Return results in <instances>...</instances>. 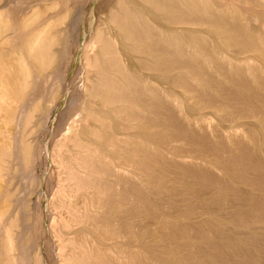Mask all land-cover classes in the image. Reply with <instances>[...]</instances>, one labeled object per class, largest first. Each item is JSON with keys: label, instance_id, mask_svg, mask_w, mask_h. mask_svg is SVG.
I'll return each mask as SVG.
<instances>
[{"label": "bare ground", "instance_id": "1", "mask_svg": "<svg viewBox=\"0 0 264 264\" xmlns=\"http://www.w3.org/2000/svg\"><path fill=\"white\" fill-rule=\"evenodd\" d=\"M11 1L0 264H264V0Z\"/></svg>", "mask_w": 264, "mask_h": 264}, {"label": "rangeland", "instance_id": "2", "mask_svg": "<svg viewBox=\"0 0 264 264\" xmlns=\"http://www.w3.org/2000/svg\"><path fill=\"white\" fill-rule=\"evenodd\" d=\"M45 1H46V3H50V2H51V4H54V2L57 1L59 4H57V3H55V4H57L58 6L62 3L61 0H12L11 2H12V3H15V2H16V3H19V2H20V4L23 5V6L25 5V6H29V8H30V7H31V8H32V7H33V8H34V7L36 8V7H39L41 4L45 3ZM48 1H49V2H48ZM53 1H54V2H53ZM62 1H63V0H62ZM72 1H73L72 3H74V4H75V2H76V3H79V0H72ZM28 4H29V5H28ZM46 5H47V4H46ZM75 50L77 51V46L75 47ZM81 50H82V48H80V51H81ZM80 51H78V52L80 53ZM81 55H82V53H81ZM70 71H71V73L74 72V65L71 67V70H70ZM263 87H264V84H263ZM263 87L260 86V92L262 93V94H261V98H264V96H263V95H264V88H263ZM262 88H263V89H262ZM261 89H262V90H261ZM262 96H263V97H262ZM261 98H260V99H261ZM263 100H264V99H261V100H260V101L263 102V103L259 102V104H260V105H259V106H260L259 110H258V107H259V106L257 105V107L255 106V107L257 108V111H256V108H255V107H254L255 109L253 108L251 111H254V110H255L257 113L259 112L258 114H260V112H263V111H264V101H263ZM192 103L194 104V102H192ZM200 104H201V103H200ZM253 104H255V103H253ZM261 104H262L263 106H261ZM64 108H65V107H60V109H58L57 111L54 112L53 116H54V115H57L58 112H59V114H60V113L63 111ZM261 108H262V109H261ZM260 110H262V111H260ZM251 111H250V112H251ZM255 111H254V112H255ZM236 112H237V111H236ZM236 112H235V114H236ZM250 112H248V113H250ZM254 112H251V114L253 113V115H254ZM241 113H242V112H241ZM245 113H246V115L248 114L247 112H245ZM257 113H256V114H257ZM263 113H264V112H263ZM263 113H262V114H263ZM227 114H228V113H227ZM232 114H234V112L231 113V114H230V113L228 114V115H231V116H228V115H226L225 113L222 114V115L227 116V117H226V121H227V122L225 121L227 124L230 123L231 121L234 122V121L237 119V117L240 118V117L238 116V115H240V116H242L241 118L244 119V120L241 121V118H240V121H241L242 123H244L245 125L247 124V125H246L247 127H248V125H249V127H250L251 124H254V125H252V127L257 125L256 128L258 127V125H260L262 128H263V126H264V124H263L264 121L262 122V121L260 120V119L264 120V119H263L264 116L261 117L262 114H260L261 116H260V115L258 116V114L256 115V116H257L256 118L258 119V122H257V119H255V117H254L255 115L252 116V115L248 114V115H250V117H245V116H243L244 113L240 114V112H239V113L236 115V118H232ZM235 114L233 115V117H235ZM68 115H69V114H66L65 116L67 117ZM222 115H220L219 118H220L221 120L223 119L222 121H224V120H225V119H224L225 116L222 117ZM263 115H264V114H263ZM228 117H230V120H228V119H229ZM251 117H252L253 119H252ZM260 117H261V118H260ZM231 118H232V119H231ZM245 118H246V121H245ZM259 118H260V119H259ZM220 119L218 120V118H216V120H215V125H216V126L219 124V125H220L219 127H221V125L224 123V122H222V123L220 122L221 124H220V123H217V120H218V122L221 121ZM233 119H235V120L233 121ZM249 119H250V120H249ZM238 120H239V119H238ZM229 121H230V122H229ZM243 121H244V122H243ZM248 121H249V122H248ZM260 121H261V122H260ZM236 122H237V121H236ZM238 122H239V121H238ZM245 122H248V123H245ZM251 122H252V123H251ZM255 122H257V123H255ZM216 123H217V124H216ZM226 123H225V124H226ZM258 123H260V124H258ZM225 124H223V125H225ZM261 124H263V125H261ZM217 127H218V126H217ZM9 128L11 129V127H9ZM250 128H251V127H250ZM250 128H248V129H250ZM256 128H255V129H256ZM262 128H261V132H260V127L257 128V129H259V130H257L256 132H257V134H259V137L256 135V136H257L256 139H255V137H253V135L255 136V133H256V132H255V129H254V127H253V128H251V129H252V131H253L254 133L252 132V133H253L252 135H251V133H249V135H247V133H246L247 137H246L245 139H243V140H246L247 138H250V139H247L248 142H249L248 144H249V146H250L251 141H252V143H253V140H254V139L257 140V138H263V137H264V130H262ZM253 129H254V130H253ZM263 129H264V128H263ZM54 131H55V127L52 128L51 136H52V134H53ZM248 131H249V130H248ZM258 131H259V132H258ZM262 131H263V132H262ZM260 134H261V135H260ZM249 136H252V137H249ZM51 138H52V137H51ZM51 138H50V139H51ZM253 138H254V139H253ZM50 139H49V140H50ZM263 139H264V138H263ZM263 139H258V142L260 141L259 143L256 142V141H254V142L258 143V144H262L261 146H259L258 144H255L254 146H252L254 143H253V144L251 143V147H249L248 144H246V141H247V140H246V141H244V142H241L242 145H241L240 148H243L242 146H244V144H246V146H247L248 148H246V147L244 146L245 149H248V150L250 151L251 149H249V148H252L251 151H252V152H253V151L255 152V150L257 151V145L259 146L260 149H261V147L263 146L262 149H261L262 151H261L259 148H258L259 151H257L258 153L261 151L260 153H261V155H262V152L264 151V150H263V149H264V140H263ZM49 140H47V141L45 142V145H46V146L49 145ZM250 140H251V141H250ZM261 140H262V143H261ZM173 142H174V140L172 141V143H173ZM177 142H179V141H175L174 143H177ZM179 143H180V142H179ZM180 144H181V143H180ZM176 145L179 146L178 143L174 145L175 147H178V146H176ZM181 145H182V144H181ZM181 145H180V146H181ZM226 146H227V145H226ZM239 146H240V145H239ZM239 146H238V149H239ZM254 147H256L255 150L253 149ZM198 148H199V149H198ZM201 148H202L201 151H203V147H202L201 145H200V147H199L198 144H197V147H195V149H198L199 151H200ZM223 149H224V148H222V153H221V155H223V156H220V158L224 157L225 155H227V156H225V158H227L228 155H231V157L229 156V158H232L233 155L228 153V152L230 151V150L228 149V147L225 148V149H228V150H225V149H224L225 151H223ZM251 151H250V152H251ZM224 152H226L227 154H225ZM200 153H201V152H200ZM223 153H224V154H223ZM260 153H259V154H260ZM259 154H258V156H259ZM263 154H264V152H263ZM201 155H202V154H201ZM261 155H260V156H261ZM260 156H259V157H260ZM255 157H256V156H255ZM255 157H254V158H255ZM259 157H258V158H259ZM261 157H264V155L261 156ZM185 158H186V157H185ZM189 158H190V157H189ZM189 158L187 157V159H189ZM211 158H212V157H211ZM229 158H227V159H229ZM234 158H235V157L233 156V158H232V159H229V161H230V160L232 161ZM258 158L256 157V160H257ZM190 159H191V158H190ZM212 159H213V158H212ZM212 159H209V161L212 160ZM222 159H223V158H222ZM182 160H183V159H182ZM191 160H192V159H191ZM252 160H253V159H252ZM258 160L260 161L261 159H258ZM258 160H257L256 162L253 160V161H252L253 163H252L251 160L249 159L247 162H246V160H245V162H246V163L251 162L252 164H254V163H258V162H259ZM262 160H263V162H264V158H263ZM189 161H190V160H189ZM197 161H198V160H197ZM201 161H202V162L205 161L206 164L208 163L207 165L210 164V163L208 162V160H201ZM212 161H213V160H212ZM212 161H210V162H212ZM224 161H225V160H224ZM229 161H227V162H229ZM180 162H181V161H180ZM192 162H193V160H192ZM198 162H199V161H198ZM202 162H199L200 166H201V165H202V167L206 166V167H204V168L208 169L207 165H204L205 163L203 164ZM243 163H244V162L242 161V165L244 166L245 163H244V164H243ZM251 163H250L249 165L252 167L253 165H251ZM49 165H50V163H49V164H46V163H45V164L43 165V167L40 168V171H41L40 173H43V171L48 170V169H49ZM203 165H204V166H203ZM246 165H247V164H246ZM210 166H213V164L211 163V164L209 165V169L212 170L213 167H210ZM243 166H242V167H243ZM245 167H246V166H244V168H245ZM214 168H215V167H214ZM214 168H213V171H211L213 174H214V171H215V170H216L215 172H217V171L219 172V171H220V170H217V168H215V170H214ZM246 168H249V166L246 167ZM217 174H218V173H217ZM214 175H215V174H214ZM220 175H222L221 172H220ZM220 175H216V176L219 177ZM17 179H19V181H18ZM17 179H16V180L18 181L17 183L21 184V185H19V186L22 188V187H23V184H22L23 180L21 181L20 178H17ZM16 180H15V182H16ZM20 181H21V182H20ZM241 183H242V180H241ZM239 184H240V182H238V184H237L238 187H242V188H239L240 190H247L248 186H247L246 184H244V182H243V184L245 185V187H243L244 185H241V186H240ZM203 185H204V184H203ZM206 185H207V184H206ZM206 185H204V188H203V189H205V193L209 190V189L206 190V189L208 188V187H206ZM209 186H210V185H209ZM200 187H203V186H200ZM200 187H199V188H200ZM210 187H211V186H210ZM18 188H19V187H18ZM243 188H244V189H243ZM200 189H201V188H200ZM203 189H201V191H202ZM203 191H204V190H203ZM208 192H209V191H208ZM208 192H207V193H208ZM166 194H167V193H166ZM165 196H166V195H165ZM225 202H227V203L229 202V204L231 203L230 201H225ZM225 202H224V203H225ZM227 203H226V204H227ZM226 204H224V206H226ZM229 204H228V205H229ZM231 204H232V203H231ZM147 205H148V204H147ZM228 205H227V207H228V208H229V207L231 208V205H230V206H228ZM149 207H150V208H149ZM149 207H148L147 209H150V211H151V210L154 211V207H153L152 205L149 204ZM227 207H226V208H227ZM232 207H233V204H232ZM143 209H144V208H142V210H143ZM166 210H167V209H166ZM153 211H152V212H153ZM201 218H202V217H201ZM187 220H188V219H187ZM49 229H50V226H49V224H48V225H47V231H49ZM31 238H32V237L29 236V234L26 235V242H28V244H31V241H32ZM57 263H58V262H57ZM55 264H56V263H55Z\"/></svg>", "mask_w": 264, "mask_h": 264}]
</instances>
